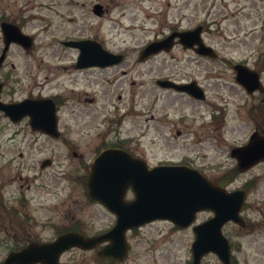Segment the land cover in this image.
Wrapping results in <instances>:
<instances>
[{
    "label": "rangeland",
    "instance_id": "rangeland-1",
    "mask_svg": "<svg viewBox=\"0 0 264 264\" xmlns=\"http://www.w3.org/2000/svg\"><path fill=\"white\" fill-rule=\"evenodd\" d=\"M40 1L56 6L59 17L52 22L54 26L48 33H43L44 26L41 27L38 20L27 25L26 32L38 35L30 51L13 47L11 83L6 89L12 101L19 102L29 96L58 95L63 100L60 110L61 131L70 134L74 132L73 128H79L87 132L96 125L100 132L110 129L114 134L112 122L100 126V121L86 118L84 96L87 93L95 101L91 108H98L94 111H99L103 118L112 119L114 106H119V111L114 112V119L118 118L120 112H128L129 119L116 129L117 132L124 137L130 134L143 136L148 126L152 125L148 120L154 111L149 106L161 94L155 86L154 77L146 74V70L154 68L155 77L182 72L203 82L209 94L208 100L181 101L178 106L186 111L177 109L175 114L171 113V119L176 122L182 113L188 115L186 123L179 126L188 134L185 139L161 140L157 137L154 142L149 133L140 138L138 154L151 166L167 161L193 162V167L203 171L212 180L220 179L226 171L235 168L236 161L230 152L232 147L245 142L247 128L243 120V104L249 98L234 81L233 64L242 60L251 68L259 69L258 63L264 52V0H182L191 4L188 14L194 12L195 6L198 18L203 17L206 11L212 12V16L205 20L208 26L206 36L212 35L211 43L218 50L220 58L203 60L188 52L177 55L182 58V62L167 55V58L159 56L140 65L141 73L133 76L137 103L130 107L125 105L127 94H124L122 100L118 99L120 92L116 90L120 81L114 73L106 72L99 85L95 86L90 80L97 75H92L90 71L76 72L72 69L79 51L68 49L60 42L70 37L69 31L73 26L66 17L75 16L76 24L81 21L86 25L91 24L92 32L104 40L110 51L119 52L128 48L129 52H137L151 37L147 33L157 29L149 18L154 12H171L174 2H170V9L166 1L154 8L150 0H93L110 9L105 19L97 20L89 14L91 6L88 4L83 9L78 0H71L69 9L64 7L66 0ZM124 8L126 13L121 11ZM33 11V14L30 12L24 16H38L39 12ZM158 17L160 19L161 16ZM146 22L149 25L144 30L138 28ZM134 27V31L125 30ZM261 72L264 84V71ZM113 91L114 97L110 94ZM169 99L166 97L165 104ZM165 104L156 108L158 115L162 114L161 108ZM220 105L227 108L226 125L212 119L213 111H219ZM46 140L45 136L32 131L27 121L13 125L0 117V207L7 206L6 213L15 210L20 219V224H9L0 215V241L4 245H19L18 242L34 235H38L39 240L54 239L55 231L40 227L49 220L60 228L80 226L87 236L107 232L115 224L116 218L112 213L99 204L87 201L84 185L71 181L68 174L40 169V163L45 158L69 164L78 161L64 147L53 153ZM20 151L25 154L23 161L15 156ZM254 178L257 179L256 187L253 195L248 197L246 206H259L260 213L246 206L242 213L244 218L248 216L250 219L253 230H241L233 224L224 228L225 235L233 243L236 264H264V165L251 172L240 173L229 187L241 189ZM52 189L57 193V196H53L54 201L46 198L43 191ZM41 203L45 206H41ZM211 216L210 212H203L199 214L197 223ZM6 226L8 231L4 232ZM127 239L130 253L122 262L100 259L97 256L100 248L88 252L72 250L65 253L61 261L71 264H192L195 235L191 229L175 230L171 223L155 222L142 230L129 233ZM202 264L221 262L211 253L202 260Z\"/></svg>",
    "mask_w": 264,
    "mask_h": 264
},
{
    "label": "flooded vegetation",
    "instance_id": "flooded-vegetation-1",
    "mask_svg": "<svg viewBox=\"0 0 264 264\" xmlns=\"http://www.w3.org/2000/svg\"><path fill=\"white\" fill-rule=\"evenodd\" d=\"M54 2L53 0H51ZM81 7L84 9L88 4L91 6L90 8V15H92L95 19L101 20L105 19L107 15L110 13V9L108 7H103V12L101 14H98L95 12V6L97 4H100L103 6L101 2L96 1L93 5L92 0H78ZM143 1V0H141ZM166 1L167 7L172 9V3L174 2L175 6L171 12H164L163 14L154 12L153 16L149 18V21H151V24L153 26H157L156 30H152L151 32L147 33L151 35L150 38L145 42L143 45L144 47L137 50V52H129L128 48H123L119 52L111 51L112 53L120 56L118 63L104 66L102 62L99 63H93L89 62L85 67L79 68L77 67L79 54L77 58L75 59V63L72 64V69L76 72H85L90 71L91 74L97 75L96 78H91V83L95 86L99 85V82H101L102 76L110 71L114 73V75H117V79L120 81L118 88L116 91L120 92L118 95V99L122 100L124 98V94H127L125 96V105L128 107L133 106L137 103L136 100V92H134V86L136 83L134 82L133 76L140 72V65L147 64L151 60H153L156 57L163 56L162 58H167L165 56H170L171 59H175L178 62H182V58L180 59L177 57L178 54L181 53H191L195 57H198L200 59H211L210 57L199 55L195 48H186L185 45L180 41V38L178 34L193 31L195 28L201 26L203 28V42L210 46L214 47L211 43L213 40L212 35L206 36V29H208V26L206 25V22L204 18L209 19L212 16V12H206L203 17L201 16L198 18L197 14V6H195V10L192 14H188V10L191 8V4L183 2L182 0H150V3L153 4V7L159 6L162 2ZM172 2V3H170ZM72 2L71 0H66L64 2V7L66 9L71 8ZM124 7H127L125 5ZM33 10H37L39 12L38 16H24L26 13L33 14ZM122 13H126L127 10L122 9ZM158 16H161L160 19ZM59 17V12L56 9V6L45 3L40 0H0V99L1 102L6 104H11L13 101L6 93L7 86L11 83V77H12V63H11V53L13 47H20L17 44H11L8 43V38H11L13 36V32H11V27L9 28V25H16L18 26L21 31H23L25 34L30 35L33 38V42L35 44L38 35L32 34L29 32H26V27L29 23L34 22L36 20L39 21V24L41 27L44 26L43 33H48L50 29L54 26L53 21H55ZM66 19L73 24L72 28L69 31L70 37L66 38L64 41H74V42H80V41H97L99 42L105 49H107V45L104 42L103 39H101L99 36H97L95 33L92 32V26L91 24L86 25L84 21H81V23L76 24L77 18L75 16H69L66 17ZM149 23H142L140 26H138L139 29L144 30V28L147 27ZM58 28V27H57ZM136 28H127L126 31H134ZM37 36V37H36ZM6 37H8L6 39ZM163 40H167L166 46L163 48V50L151 54L148 58L142 60V51L143 49L149 45L150 43L155 42H161ZM61 42V41H60ZM63 43V41H62ZM33 44V46H34ZM170 45V46H169ZM7 46V48H6ZM214 49V48H213ZM76 50V49H75ZM77 51H79L77 49ZM191 57V56H188ZM192 59V58H191ZM241 64V63H240ZM242 64L246 65L245 62ZM233 72H234V81H236V72H235V65L233 66ZM180 72V71H179ZM146 74L152 75L154 78L155 86L158 91L161 92V94H158L156 99H154V103L151 104L149 107L154 111L149 118L148 121L152 122V125H149V128L146 132V134H143V136H146L147 134L151 133L152 140L155 142V138L157 137L161 140H183L187 137V133L185 130H182V128H179V126H183L186 121L188 120V115L186 113H182L178 117V121H174L171 119V113L175 114V111L178 109L180 111H186L183 107L178 106L181 101L188 100V101H194V102H206L208 100V92L205 88V85L201 80L193 79L191 76L186 75L184 73H176L172 75H163V76H157L155 77V70L154 68H148L146 70ZM159 80H167L171 81L173 83H176L178 85H190L195 84V86L199 87L202 90V94L204 96V99H197L190 95L187 92L177 91L174 89H166L162 88L158 85ZM238 85V84H237ZM247 95L249 98V101L244 102L243 104V120L245 123V126L247 128L246 130V139L244 143L249 142L251 137L254 134H259L260 136L264 133V91H256L253 94L247 93V91L241 86L238 85ZM112 97L115 96V91L110 93ZM156 95V94H154ZM30 98H44V97H32ZM166 97H170L168 100V103L166 102ZM51 98L56 106V115H57V125L59 130L61 131V116H60V110L63 106V100L60 96L54 95ZM179 100L176 103V100ZM84 103L85 107L84 110L87 112L86 118H92L95 121H100L99 125L102 126L103 124H109L113 123V127L115 128L113 131L110 129H107L105 132H100V129L98 126L94 125V128H90L87 132H84L85 130H81L79 128H73L74 132L64 133V131H61V134L58 136H52L47 133H43L41 131H32L43 135L47 138V142L49 143V146L51 147L50 151L53 153H56L60 150V147L67 148L69 151V155L74 158V160H78L77 162H72L71 164L62 162L59 160H54L52 158H45L40 163V169L42 171L46 170H52L58 173H64L68 174L70 178L77 177L79 174H86L85 179V187L87 186V180L88 176L90 174L93 162L95 158L103 151L105 150H124L128 153H130L133 157H141L138 154L139 146H140V138L143 136L136 137L135 134H130L126 137H124L120 132H117L116 129H119V126L122 124V121L128 116V112L124 114V112H120L118 118L114 119V112L119 111V106H114L113 109V117L112 119L109 118H103L101 117V113L97 110L98 108L91 106L95 103L94 98L88 96L86 93L84 96ZM113 102V101H112ZM161 104H165L162 108V114L158 115L156 112V108H158ZM219 111H213L212 113V119H216V122L222 125H226L225 119L227 116V108L224 107V105H220ZM91 109L93 110L91 112ZM107 109V108H104ZM242 110V108H240ZM123 110V109H122ZM121 110V111H122ZM0 117L6 119L8 122H10L13 125H17V123H14L10 118L5 116L3 112L0 111ZM28 122V125H30V119L24 118L21 122ZM18 123V124H19ZM98 131V132H97ZM129 134V133H127ZM74 138V139H71ZM0 156H2L0 154ZM16 158L23 161L25 158V154L20 151L18 154H15ZM191 163V162H190ZM192 164V163H191ZM45 165V166H44ZM260 165H264V162L257 165L255 168H257ZM44 168V169H43ZM253 168V169H255ZM252 169V170H253ZM74 174H76L74 176ZM22 178V177H20ZM81 182L83 181V178H76L75 182ZM249 186L246 187V192L249 196L253 195V186L252 181H249ZM46 193V198L52 199L54 201V195L57 196L56 191L49 190L46 192V190H43ZM134 198V193L131 188L127 190L125 199L127 201H131ZM89 199V198H88ZM91 201V199H89ZM51 205V204H49ZM41 206H45L44 203H41ZM248 209H251L252 211L255 210L256 212L260 213L259 206L257 205H248ZM7 211V206L0 207V215H3V220L6 223L13 222L16 224H20V219L17 218L15 210ZM246 220V229L250 226V219L247 218ZM40 227L50 228L53 231H55V237L60 234L61 228L52 223V220H49L47 223H42ZM66 231L67 229L64 228ZM75 230L80 231L81 228H75ZM4 232L8 231V227L3 230ZM15 233H17V230H14ZM10 234V233H6ZM16 237V235H13ZM30 238V240H29ZM27 240H24L23 242H18L19 245H4L3 241H0V263L12 252H17L24 248L27 244L31 242H37L39 239L38 235H34L32 238L29 237ZM42 241V240H41Z\"/></svg>",
    "mask_w": 264,
    "mask_h": 264
},
{
    "label": "water",
    "instance_id": "water-1",
    "mask_svg": "<svg viewBox=\"0 0 264 264\" xmlns=\"http://www.w3.org/2000/svg\"><path fill=\"white\" fill-rule=\"evenodd\" d=\"M82 49V64L79 66H86L87 59L99 63L95 60V54L100 53L97 51L100 49ZM109 60L104 64H110L112 61ZM237 68L240 82L250 91L255 90L259 86L258 75L243 67ZM0 109L15 121L30 115L34 128L56 133L53 107L49 102L26 100L12 105L0 103ZM112 155L110 152L105 153L97 161L98 165L101 162L107 168L93 173V192L110 211L118 215L113 231L92 239L77 233L64 234L52 243L32 244L21 252L12 253L3 264H59L61 254L70 248L79 246L89 249L108 239L112 240L113 245L101 251L100 255L122 260L127 253V229L160 218L170 219L179 226H189L195 214L204 209L215 212V217L194 228L197 238L193 244V264H200L202 257L211 251L217 253L223 262L229 263L230 246L222 235V227L231 220L243 224L239 213L245 202V192L228 193L187 167L164 166L148 170L143 161L119 155L114 162ZM233 156L238 159L240 170H247L264 160V137L254 136L247 146L233 151ZM130 184L134 186L138 199L127 204L123 202V192Z\"/></svg>",
    "mask_w": 264,
    "mask_h": 264
}]
</instances>
